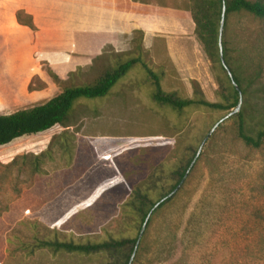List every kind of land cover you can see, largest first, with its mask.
<instances>
[{
    "label": "rangeland",
    "instance_id": "rangeland-1",
    "mask_svg": "<svg viewBox=\"0 0 264 264\" xmlns=\"http://www.w3.org/2000/svg\"><path fill=\"white\" fill-rule=\"evenodd\" d=\"M143 1L176 10L188 6V0ZM223 39L247 92L240 110L257 116L264 112V19L232 13ZM20 45L0 31V114L42 103L67 85L56 83L45 60ZM201 52L199 78L185 79L163 41L146 48L135 33L130 49L105 47L68 85L92 83L107 68L140 54L161 75L164 91L192 97L197 80L205 96L217 101L215 70L202 45ZM153 92L138 62L106 96L78 99L69 126L56 124L0 146V264H109L105 253L39 244L138 236L141 221L129 207L135 192L164 171L150 191L160 199L176 181L169 172L183 170L208 134L179 189L153 214L133 264H264V144H244L227 112L195 105L176 111L155 101Z\"/></svg>",
    "mask_w": 264,
    "mask_h": 264
},
{
    "label": "trees",
    "instance_id": "trees-1",
    "mask_svg": "<svg viewBox=\"0 0 264 264\" xmlns=\"http://www.w3.org/2000/svg\"><path fill=\"white\" fill-rule=\"evenodd\" d=\"M224 7L226 12V28L228 16L232 13L247 12L264 19V0H188L187 10L191 12L195 23L196 38L202 45L205 54L212 62L215 70L216 79L220 87L218 91L219 100H209L205 96L197 80H192V97L182 98L178 97L173 92L164 91L161 85V75L151 69V67L141 59L139 56L140 54L118 62L114 67L107 68L94 82L78 85H68V83L74 78L73 76L76 73L82 70V66H78L76 70L70 71L68 73V78L63 79L47 61H44V64L47 66L45 70L50 77L56 83L67 85L63 87L60 93L42 103L18 109L11 113L0 114V146L7 145L15 139L26 135L46 131L56 124H60L64 127L69 126V116L78 99H97L106 96L112 87L138 62L142 63L153 81V99L158 103L170 106L176 111H183L185 108L195 105L214 111L231 113L237 107L240 94L220 58L219 29ZM17 20L19 23L29 26L32 31L35 30L32 16L26 14L23 10L17 11ZM135 33L139 34V39L142 42L144 39V32L142 30H137ZM223 49L225 62L230 67L234 80L239 85L244 95L247 93L246 88L243 86L241 77L238 75L236 69L230 65V56L225 39H223ZM102 55H104V52ZM116 55L118 56L121 54ZM247 101L248 100H246L245 104H247ZM231 115L235 120L236 135L244 144L254 148H259L264 144V112L254 116L252 113L247 112L246 108H243ZM40 157L41 154L36 156V159H40ZM193 159L194 158L186 162L183 170H170L169 178L171 181H176L167 192L163 193L160 199L154 200L150 196V191L157 187L162 181L163 177L161 175L164 174V171H160L161 175L159 174L158 177L150 178L152 185H148L147 189H138L135 192L133 198L129 202V207L141 221L140 230L151 211L152 214L146 229L153 221V214L171 200V197L166 198V196L172 192L184 178ZM37 165H35V168L39 169ZM157 203L159 204L156 206ZM137 238L138 236L134 238L110 237L101 241L86 242L49 239L42 240L39 246L47 247L54 251L65 250L81 254L105 253L109 258V264H129L135 250Z\"/></svg>",
    "mask_w": 264,
    "mask_h": 264
},
{
    "label": "crops",
    "instance_id": "crops-1",
    "mask_svg": "<svg viewBox=\"0 0 264 264\" xmlns=\"http://www.w3.org/2000/svg\"><path fill=\"white\" fill-rule=\"evenodd\" d=\"M18 10L32 16L34 31L18 22ZM194 29L187 10L140 0H0V31L6 41L29 48L62 77L89 65L107 46L117 52L130 49L135 31L142 30L146 48L163 41L182 77L199 78L202 52Z\"/></svg>",
    "mask_w": 264,
    "mask_h": 264
},
{
    "label": "water",
    "instance_id": "water-1",
    "mask_svg": "<svg viewBox=\"0 0 264 264\" xmlns=\"http://www.w3.org/2000/svg\"><path fill=\"white\" fill-rule=\"evenodd\" d=\"M225 15H226V12H225V7H224V9H223V14H222V19H221V22H220V29H219V48H220V58H221V61H222L223 65L225 66V68H226V70H227L229 76H230L231 79L233 80L234 85H235L236 88L239 90V94H240V98H239V102H238V104H237V107H236L231 113L228 114V115H231L232 113L238 112V111L240 110V108H241V104H242V102H243V94H242V92H241V90H240L239 85H238V84L236 83V81L234 80V76H233V73H232L230 67L226 64L225 59H224L223 33H224L225 19H226V18H225ZM228 115H227V116H228ZM218 123H219V122H218ZM218 123L215 125V127L218 125ZM213 129H214V128H213ZM208 137H209V134L206 136V138L203 140L201 146L199 147V149H198V151H197V153H196V155H195L193 161L191 162V164H190V166H189V168H188V170H187V172H186L184 178H183V179L181 180V182L177 185V187H176L172 192H170V193L166 196V198L171 197V196H172V195H173V194L179 189V187L181 186L182 182L185 180L186 176L188 175V173H189L191 167L194 165L196 159L198 158L199 154L201 153L202 148H203V144L206 142V140H207ZM158 204H159V203H157L156 206H157ZM156 206H155V207H156ZM151 214H152V211L149 213V215L147 216L145 222H144L143 225H142V228H141L140 233H139L138 238H137V243H136V246H135V250H134V252H133V254H132V256H131V259H130L129 264H132V262H133V260H134V257H135V255H136V251H137L138 246H139V244H140V242H141L142 236H143V234H144V231H145V229H146V226H147V223H148V221H149V218H150Z\"/></svg>",
    "mask_w": 264,
    "mask_h": 264
}]
</instances>
